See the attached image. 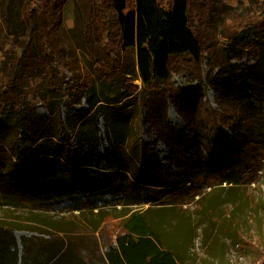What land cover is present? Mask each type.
Returning a JSON list of instances; mask_svg holds the SVG:
<instances>
[{"label": "trees", "instance_id": "obj_1", "mask_svg": "<svg viewBox=\"0 0 264 264\" xmlns=\"http://www.w3.org/2000/svg\"><path fill=\"white\" fill-rule=\"evenodd\" d=\"M67 1L0 0V205L15 199L31 211L52 212L55 204L70 200L68 210L79 212L73 219L88 236L83 264H191L194 227L178 221L167 228L177 207L182 210L202 195L201 183L212 189L226 183L232 196L248 201L255 195L246 188L264 181V0H249L247 16L236 15L222 26L220 36L231 40L232 49L224 50L227 66L211 80L220 112L206 109L202 88L191 100L172 95L186 121L185 142L176 140L167 120L166 94L161 93L162 100L151 109L150 96L161 85L170 87L172 73L182 71L183 58L189 60L191 76L202 82L204 52L217 44L209 13L214 0H85L91 7L89 20L75 40L62 26ZM194 2L203 16L196 31L190 19ZM253 29L256 64L231 65L230 60L241 56L235 48L239 34ZM66 72L72 73L73 85L66 82ZM139 77L140 89L134 84ZM255 98L259 107L252 102ZM83 100L87 109L78 107ZM38 102L46 105L50 117H39L34 108ZM133 104L137 112L147 108L156 115L152 123L174 156L184 152L187 158L179 166L187 167L184 180L173 181L172 168L163 172L158 167L150 144L142 142L139 128L126 113ZM101 116L110 147L105 154L100 153ZM221 125L234 131L233 141L220 138ZM71 134L85 151L81 157L73 150ZM22 136L29 148L20 172ZM102 170L117 176L108 181L110 188L119 181L127 185L123 203L118 202L123 209L98 207L92 201L89 185L99 182L94 178ZM234 185L243 193L236 194ZM163 188L169 190L161 196ZM212 192L208 204L204 196L195 202L203 216L210 217L203 229L208 253L214 245ZM164 198L166 203H160ZM151 204L164 206L143 210ZM254 227L256 235L233 229L232 238L252 251L256 245L262 251L258 258H263L262 238L247 241L264 235V227ZM116 228L119 233L113 237ZM16 231H41L52 238L22 237L21 254ZM66 248V239L49 228L0 219V264H53Z\"/></svg>", "mask_w": 264, "mask_h": 264}, {"label": "rangeland", "instance_id": "obj_2", "mask_svg": "<svg viewBox=\"0 0 264 264\" xmlns=\"http://www.w3.org/2000/svg\"><path fill=\"white\" fill-rule=\"evenodd\" d=\"M167 4L170 0H166ZM214 7L211 13L212 25L214 27L217 44L212 48L211 51L205 50L204 52V61L202 62L201 69V80L193 78L189 69V60L188 58H183L181 72L174 71L172 73V79L170 87L159 86V88L152 93L153 96H150L152 102L150 104V109L153 105L162 100L161 93L166 94V103H167V120L172 125L175 131L176 140L179 142H185L188 138V130L186 126V121L183 116L179 113L176 108L175 99L172 95L180 96L191 100L194 95L202 88L205 98L204 102L206 104V109L208 111L220 112L218 105L216 104V94L212 88L211 80L219 75L226 65L227 56L224 50L232 49L231 40L224 39L220 36V32L224 23H228L236 15L247 16V8H249L250 1L243 0L239 2L237 0H214ZM257 6V5H255ZM83 8V13L80 9ZM90 6L85 4V0H68L63 9V23L62 26L66 32L69 33L71 40H75V37H78L80 30L82 29V24L85 25L88 23L89 10ZM190 19L193 21V31H196L201 26V21L203 16L201 15L199 6L194 2L190 7ZM75 33V35H74ZM257 34L256 30L253 29L250 34L242 35L239 34L238 37V47H235L238 52L241 53V56L235 59L230 60L231 65L237 67H250L256 64V50L251 48L252 43L256 40ZM66 82L70 85L74 84L73 75L71 72H66ZM137 85L138 89L142 86L141 77L134 83ZM67 88V85L64 89ZM175 92V93H174ZM173 93V94H172ZM69 94L67 93L64 97L63 104L61 106V112L63 120L65 118V105L69 102ZM179 99V98H178ZM177 99V100H178ZM255 100H257L255 98ZM256 102V101H254ZM180 107L183 106V103L178 102ZM79 108H87L85 100L82 101V104L78 106ZM34 108L41 118L50 117V113L47 110V107L44 103L38 102L34 104ZM132 108V109H131ZM127 111L130 114L131 122L137 128L142 138L144 144H150V148L158 159V167L166 172L170 168L173 169L174 178L173 181H182L184 177L188 175L187 167L184 165L179 168L180 161L184 164L185 159L184 152L181 153V156H174L170 149L166 146L165 142L161 139L159 129L152 123V117L156 116L152 114V110L143 108L137 112L135 109V104L131 106ZM104 121L102 120V129H101V146L102 149H105V145L108 142L106 132H104L105 127L103 126ZM221 135L220 138H229L232 141L234 140V131L230 128L229 125H221ZM74 145V144H72ZM19 147L21 148L20 158L17 159L19 163L20 172L21 162L27 155V149L29 144L25 141V136H22L19 142ZM104 147V148H103ZM74 149V148H73ZM75 154L78 157H81V153H85L82 148L75 150ZM191 154V153H190ZM190 154L188 157L190 158ZM110 173V174H109ZM165 175V174H164ZM117 176L107 172L106 174L101 175V177L94 178L99 180V182H92L90 186L91 192L94 194L92 196V201L98 207H104L107 205V208L116 207L118 210L123 209V196L127 189V185H121L123 182L119 181L115 186L110 188L109 182L114 180ZM185 186H189L186 184ZM199 191L202 193L200 196H196L195 200L191 203L183 205V209L180 210L179 207L176 209V214L169 221L173 222L171 225H168L167 228L175 226L178 221H184L188 225L194 227V232L192 235V249L190 257L192 258L191 264H262L264 262L263 258H258L257 254L261 253L257 249L253 251L248 248V246L242 245L238 246L234 243L232 234L233 229H238L241 233H245L248 236L256 235L254 234V225H260L264 227V181L263 179H258L257 182H252L250 186L246 189L248 192H252L255 196L246 200L245 197H234L232 196V191L229 190L230 185L224 183L221 188L220 186L211 187L206 186V184L201 183L198 185ZM236 189V194H242L243 188L241 186L234 185ZM169 188H163L161 196H164L168 192ZM214 190V231L212 232L211 238L214 240V245L212 248H208L209 253L206 247H203L204 242L206 241L207 236L204 234V230L209 223L210 217H204L202 211H200L195 204L197 200H200L204 196V204L212 199L209 196V192ZM128 192V191H127ZM213 193V192H212ZM80 197V196H79ZM166 198V197H165ZM165 198L160 203H166ZM81 199V198H80ZM119 200V201H115ZM121 200V201H120ZM122 202V203H118ZM104 203V204H103ZM167 203H170L167 200ZM253 203V204H252ZM110 204V206L108 205ZM118 204V205H112ZM256 205V214L254 213ZM72 206L70 200L58 202L55 204V210L52 212H37L27 209L22 203L15 199L9 200L6 204L0 205V219L14 220L23 223H30L41 226L42 228H49L54 232L61 234L67 242V248L65 253L60 256L53 264H83L81 252L88 249V236L79 228L75 220L73 219V214L78 215V211L68 210V207ZM149 206L153 208L162 207L164 205H147L143 210L147 209ZM67 208V209H66ZM189 208V209H188ZM66 209V210H63ZM134 211L140 209L136 206H132ZM215 221H217L215 223ZM256 222V223H254ZM201 223L203 225H201ZM254 223V224H252ZM198 227V228H197ZM211 229V227H210ZM113 232V230H112ZM119 229L114 230V236H117ZM235 234V233H234ZM261 234V233H260ZM15 236L19 243V250L22 254L23 242L22 237L30 238L32 236L43 239L44 241L51 240L52 236L39 232H30V231H16ZM247 236V237H248ZM254 239H260L259 248L264 249V235L263 236H253L247 238V241L254 243ZM211 240V239H210ZM207 242V241H206ZM209 243V241H208ZM246 243V240H245ZM248 248V249H247Z\"/></svg>", "mask_w": 264, "mask_h": 264}, {"label": "built area", "instance_id": "obj_3", "mask_svg": "<svg viewBox=\"0 0 264 264\" xmlns=\"http://www.w3.org/2000/svg\"><path fill=\"white\" fill-rule=\"evenodd\" d=\"M254 101H256V102H254ZM253 102V104L256 106V107H259V105H258V102H257V100H253L252 101ZM120 107H122V105H123V102H121V103H119L118 104ZM88 108V107H87ZM87 108H84V109H87ZM129 108H131V106L130 107H128V109ZM132 109V108H131ZM126 113L127 114H129V112L128 111H126ZM130 115V114H129ZM102 120L104 121V118H103V116H101L100 118H99V124H98V127H99V130H100V132H99V138L101 139V129H102ZM103 126L105 127V121H104V123H103ZM104 132H106V127H105V130H104ZM71 137H72V144H74L73 145V148L75 149V150H78L79 149V146L77 145V142H76V139H75V137H74V134H71ZM105 147V149H102V147H100V153L101 154H105V151L107 150V149H109L110 147H109V143L107 142V144L104 146ZM103 147V148H104ZM73 149V150H74ZM81 155L83 156V153H81ZM78 157V156H77ZM24 160V159H23ZM94 166H95V163L93 164ZM102 175L103 174H106L107 172H111L112 173V171H110V170H102ZM110 174V173H109ZM99 177H101V176H99ZM123 198H124V196H123ZM81 199H84L83 197H81ZM104 204V203H103Z\"/></svg>", "mask_w": 264, "mask_h": 264}, {"label": "water", "instance_id": "obj_4", "mask_svg": "<svg viewBox=\"0 0 264 264\" xmlns=\"http://www.w3.org/2000/svg\"><path fill=\"white\" fill-rule=\"evenodd\" d=\"M26 159H24L22 162L24 163Z\"/></svg>", "mask_w": 264, "mask_h": 264}]
</instances>
